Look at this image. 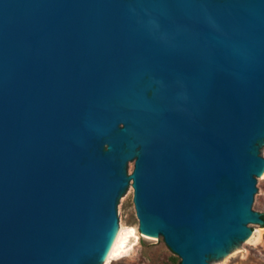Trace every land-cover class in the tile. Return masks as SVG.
Listing matches in <instances>:
<instances>
[{"label": "water", "instance_id": "water-1", "mask_svg": "<svg viewBox=\"0 0 264 264\" xmlns=\"http://www.w3.org/2000/svg\"><path fill=\"white\" fill-rule=\"evenodd\" d=\"M263 139L264 0H0V264H102L130 180L209 264L264 222Z\"/></svg>", "mask_w": 264, "mask_h": 264}, {"label": "rangeland", "instance_id": "rangeland-1", "mask_svg": "<svg viewBox=\"0 0 264 264\" xmlns=\"http://www.w3.org/2000/svg\"><path fill=\"white\" fill-rule=\"evenodd\" d=\"M259 153L264 156V139L259 145ZM134 160L126 165L127 174L133 169ZM256 192L252 203L253 211L264 215V171L256 176ZM117 227L126 237L127 248L124 253L111 257L102 264H172L180 262V257L165 244L162 236H147L138 225L131 180L126 191L117 202ZM127 225V226H126ZM251 233L238 245L220 255L210 256L209 264H264V226L262 223H249ZM135 228V234H127L128 228Z\"/></svg>", "mask_w": 264, "mask_h": 264}, {"label": "bare ground", "instance_id": "bare-ground-1", "mask_svg": "<svg viewBox=\"0 0 264 264\" xmlns=\"http://www.w3.org/2000/svg\"><path fill=\"white\" fill-rule=\"evenodd\" d=\"M122 231H125V230H121L119 227H117L116 236L110 245L109 252L104 260L105 262H107L113 256L121 255L122 253L125 252L126 249H128L127 244H126L127 236L123 235ZM127 234L136 235L135 228L133 227L128 228Z\"/></svg>", "mask_w": 264, "mask_h": 264}, {"label": "trees", "instance_id": "trees-1", "mask_svg": "<svg viewBox=\"0 0 264 264\" xmlns=\"http://www.w3.org/2000/svg\"><path fill=\"white\" fill-rule=\"evenodd\" d=\"M263 220H264V215L262 216ZM263 226H264V222H263ZM172 264H180V262L176 263V262H173Z\"/></svg>", "mask_w": 264, "mask_h": 264}]
</instances>
